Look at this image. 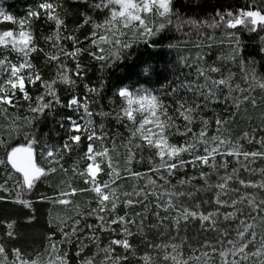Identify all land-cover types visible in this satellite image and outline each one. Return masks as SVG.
<instances>
[{"label": "trees", "instance_id": "16d2710c", "mask_svg": "<svg viewBox=\"0 0 264 264\" xmlns=\"http://www.w3.org/2000/svg\"><path fill=\"white\" fill-rule=\"evenodd\" d=\"M3 5L8 13L15 19L23 20L28 17L30 11L38 10L39 5L45 0H2ZM56 6V13L64 20V24L59 29V41L55 40L57 35V27L54 20H50L41 12L39 18H31V32L35 38V44L38 49L30 55L29 59L35 66V70L39 72L44 81L57 80L53 86L56 95L59 97L60 103L57 104L53 98L47 95V90L40 81L35 84H29L25 81V89L31 101H25L23 94L17 90L16 107H7V113L0 114V136L6 140L5 146H0V159H6L7 152L13 147L27 145L32 137L38 141L35 144L34 151L37 163L46 169L48 167H56L57 171L49 173L43 177L35 186L32 195L28 201L30 206L17 202L20 193V187L17 180L20 174L11 169L10 165H0V184H4L5 191L0 189V244H3L8 250L9 259L12 258V250L19 248L25 254L26 258L45 260L54 258L50 250L49 237L56 243L61 252L67 253L69 264H79L80 260L85 256H91L97 252L96 244L85 240L88 247L81 256H77L76 252L79 244L75 238L72 243L62 244L64 239L60 228L68 231L72 225L69 217L80 220V228L84 231L78 233L81 238L88 232L86 225H95L97 220L95 216L87 215L89 210L97 207V198L92 191H78L72 198V204L58 206L51 204L47 198L62 191H69V185L76 189H89L90 184L85 181L87 176H81L78 173L85 170L87 160L83 159L87 151L90 141L85 133H75L71 131V121L79 120L83 109L77 110L76 106L67 107L69 101L75 96L83 100L88 98L89 110L93 112L90 118L93 123L91 128H95L98 135L107 133V139L104 145L113 148L110 151L114 165L120 171L121 177L127 176L123 171L126 167H131L133 171L147 173V170L153 166L149 163L150 158L154 163L158 162L155 157V150L147 147L136 150V158L131 165L125 163L127 157V148L125 145L131 135L129 129L132 127L126 119L118 121L115 116L120 108L124 105L123 99L118 96L120 88L134 89L136 87L145 86L152 88L155 93L161 97L165 105H168L169 115L174 118L178 115L173 111L177 101L187 100L188 102L198 101L206 104L199 110L195 121L191 125L192 132L188 136L172 135L169 137V143L176 145L184 144L185 140L190 138L193 133H198L204 126L201 122L208 121L207 133L209 136L216 134V119L228 121L220 132L223 136L229 138L233 143L243 145V150L264 151L261 144L258 143L264 138V89L260 88L255 81L245 79L246 71L251 72L254 68L257 78H264V27L257 26L256 31H249L244 26H237L236 29H229L220 21V17H227L228 12L233 15H239L244 10H261L264 9V0H171V11L164 18L165 28L159 31L157 35L144 36L141 31L125 32L126 35L120 36L122 41L131 43L130 48L119 49L108 44H101L105 49L103 55L106 59L99 61L94 59L89 53L97 51L95 45L91 43L92 33L97 31L94 23H103L110 15L106 9H96L91 4L97 0H48ZM90 16L92 19L89 23H84L85 17ZM195 23H191V22ZM94 22V23H93ZM216 22H220V27H213ZM27 27V25H26ZM17 24L13 22H3L1 29H16ZM234 34V35H233ZM73 36L79 41L74 45L70 39L65 37ZM46 37H53V40H46ZM238 38L239 44L235 42ZM56 46H53V45ZM74 47L84 49L75 59L64 56L61 49L67 52L74 50ZM119 50L120 58L116 59L113 53ZM0 54L8 56L15 61L18 56L15 52H8L0 49ZM58 54L63 64L70 70L68 75L75 80V84H65L58 79L57 65L61 61H50L47 56ZM232 57H235L233 59ZM79 62L83 69V75L76 77V62ZM217 67L221 71L210 73L212 78L218 79L221 76L232 74L231 85L234 91L229 95L228 89H223L220 93L221 99L217 103H206L203 97L181 88L176 93L169 94L171 89L177 87L182 82H191L193 84L204 83V78L198 75V68ZM239 85L245 91L241 93L235 90ZM102 86V89H101ZM88 88L101 89L99 94L91 93ZM44 96V101L53 100V107L45 110L44 114L38 119L29 122L33 114L29 111V107L35 106L36 98ZM242 96L255 98V106L248 101L240 102L239 108L234 102L241 101ZM227 97V100H225ZM111 113L109 116L98 115L97 113ZM176 124L181 127L185 121L182 118L176 119ZM103 125V132L101 131ZM245 133L254 137L252 142L247 139H241ZM80 134L81 141L74 144L69 140L72 135ZM68 142L71 145V151L64 150V144ZM133 143H140L139 139ZM101 142L95 141L97 148ZM49 149L58 152L63 156L59 166L49 165L47 160L40 156L41 152L46 153ZM202 151V149H201ZM141 157L143 159H141ZM59 159V156L57 157ZM184 158L188 159L187 154ZM228 172L233 168L239 169L238 175L245 180L260 181L262 176L259 169L264 168V159L257 158L254 161H245L250 168L256 169V172H249L233 157H227ZM243 161V157H240ZM137 161H140L137 163ZM220 157H217V162ZM103 166V165H102ZM73 168L77 171L74 173ZM200 171L208 172L207 167L193 169L191 166L185 170H181L171 177V182L176 184L180 179L191 176H198ZM223 175L225 170H219ZM148 175H152L148 173ZM109 177L105 173H101L99 180H108ZM218 177L213 175L211 182H217ZM148 183L146 178L117 179L116 187L118 193L132 192L134 189L143 188ZM162 183V181H161ZM198 186H202L203 182L196 180L193 182ZM231 187L240 188L238 183L233 182ZM147 190V189H146ZM242 192L254 193L258 198L264 197V191L255 188L241 189ZM215 189L209 192L198 193L194 201H185L186 204H201V210L208 212L214 211L216 205L212 203ZM230 197H225L229 199ZM121 199L124 197L121 195ZM209 201V203H203ZM147 220L146 224L156 222V217L152 213L159 212L160 216H173L175 213L169 209L167 212L155 206V197L149 196L147 202ZM220 211H232L231 208H221ZM245 211H248L246 208ZM125 212L129 216L139 219L136 216L138 212H145V205L139 204L125 208L123 205L118 207L117 213L123 215ZM77 213H83L78 216ZM261 213L256 218V232L264 234V223L261 222ZM67 222L66 224L63 222ZM236 221H224L222 218L218 221L217 227L220 230L227 228L231 232V237H235ZM13 227L11 231L13 237L7 235L9 232L8 225ZM116 233L100 232L94 229L100 237L101 246L107 245L109 240L120 238V225H114ZM132 231L136 229L133 226ZM161 233H164L161 235ZM175 238V239H173ZM218 239H222L220 232L211 230L207 225L202 226L199 220H190L187 224L180 225V231L177 235L176 230L172 227L171 221H165L160 228L144 229V234H135L130 237V243L135 249V255L131 252L127 253L128 259L123 264H143L139 257L146 252H150L157 260L163 255L148 247L147 241L152 243L171 242L182 244V252L184 257H200L199 261L192 259L190 264H218L219 257L212 256L211 260L205 257V251L211 253V249L205 248L206 242L215 244ZM125 254L121 247L115 248L114 255ZM103 256L101 253L97 256L100 260Z\"/></svg>", "mask_w": 264, "mask_h": 264}, {"label": "snow or ice", "instance_id": "6c2138e0", "mask_svg": "<svg viewBox=\"0 0 264 264\" xmlns=\"http://www.w3.org/2000/svg\"><path fill=\"white\" fill-rule=\"evenodd\" d=\"M87 2V0H85ZM171 0H97L91 4V7L96 9H108L109 17L103 23H94V27L97 31L92 33L91 43L95 45L97 51H92L89 54L96 60L104 61L106 59L103 55L105 49L101 47V44H108L122 48H130L131 43L122 41L119 37L126 35L124 29H134L135 31H141L144 36L157 35L159 31L165 28V24H159L158 28L154 31L151 20L152 15H158L160 17H166L171 11ZM43 12L48 19L54 20L57 27L56 41H59V29L64 24V20L56 13V6L53 3L45 0L44 3L39 5L38 10L30 11L27 18L23 20H16L12 15L6 14L0 11V20L4 22H13L18 25V30H3L0 31V49L8 52L17 53L18 60L13 62L6 55L0 54V114L7 113V107H16L17 101L16 92L19 90L23 94L25 101H31V97L25 89V81L29 84H35L40 81L47 90V95L51 96L55 103L59 104V97L56 95L54 85L57 80L44 81L39 72L35 70V66L31 63L29 57L32 53L43 51L38 49L35 44V38L31 32V18H39ZM225 19L224 16L220 17L227 28L236 29L237 26H244L249 31H256L257 26L264 27V9L261 10H242L239 15H233L232 12L227 13ZM90 16H86L84 23L91 21ZM191 23H195L194 21ZM27 25V30H26ZM213 27H220V22H216ZM234 35V34H233ZM46 40H53V37H46ZM70 39L73 44L76 45L79 41L73 36L65 37ZM239 44L238 38L235 40ZM53 46H56L55 44ZM64 56L75 59L80 53L85 51L79 47H74L71 52L61 49ZM116 59L120 58L119 50L113 53ZM50 61H61V57L58 54H51L47 56ZM235 59V57H232ZM58 79L65 84H75V80L71 79L68 75L70 71L65 64L61 61L58 65ZM217 67L198 68V75L204 78V83L193 84L191 82H182L177 87L171 89L172 93L178 92L179 89L185 88L188 91L195 92L196 95L203 97L206 103L220 102V93L223 89H228L229 95L234 91L231 85L232 74L228 76H221L218 79L212 78L210 73L220 72ZM76 77L83 75V69L80 63L76 62V71L74 73ZM245 79H251L255 81L258 86L264 89V78H257V74L253 68L251 72L246 71ZM102 89V86H101ZM101 89L88 88L91 93L99 94ZM235 90H239L243 93L245 90L241 89L239 85ZM118 96L124 100V105L116 113L115 118L118 121H124L125 119L130 122L132 127L129 129L131 135L128 139V143L125 145L127 148V157L125 163L131 165L136 158V150L143 149L145 147L155 150V157L158 158V162L154 163L150 158L149 163L153 166L147 170V173L140 171H133L131 167H126L123 171L127 174L125 177H121L120 171L114 165L110 151L114 150L104 145V141L107 139V133L98 135L95 128L83 127L76 120L71 121V131L75 133L87 134V139L90 141L87 151L84 154L83 159L87 160L85 170L79 172L81 176H87L85 181L90 184L89 189H76L69 185V191H62L60 198L57 199V203L68 206L72 204L70 199L65 197L74 196L78 191H92L97 198V207L89 210V216H95L97 224L86 225L88 232L81 238L78 234L83 232L84 229L80 228V220L69 217L72 220V225L68 231H64L61 227L60 231L64 237L61 241L62 244L72 243V239L75 238L79 244V248L76 252L77 256H81L84 250L88 247L85 240L91 241L96 244L97 252L91 256L83 257L79 264H123L129 257L127 253L131 252L135 255V249L130 243V237L139 233L144 234V229L160 228L164 225L165 221L170 220L172 227L176 230L177 235L180 231V225L187 224L190 220H199L202 226L207 225L211 230L220 232L222 239H218L215 244L206 242L204 247L211 249V253L205 251L203 255L208 257V260L212 259V256H218V264H264V234L256 232V218L257 215L264 213V197L258 198L254 193L242 192L241 189L255 188L264 191V168L259 169L262 176L260 181L245 180L238 175L239 169L233 168L231 172H228V160L227 157H233L241 167L245 168L249 172H256V169L249 167L245 161H254L257 158L264 159V151H244L243 145L239 143H233L229 138L223 136L220 129L228 122L226 120L216 119V134L209 136L207 133L208 121L201 118V122L204 125L198 133L186 139L184 144L176 145L169 143V137L172 135L188 136V133L192 132L191 125L199 114V110L205 107L206 104H201L198 101L187 100L177 101L176 107L173 109L178 115L174 118L169 115L168 105H165L160 96L147 89L137 90L135 92L128 88H120L118 90ZM53 100L44 101V96L36 98V105L29 107V111L33 114L29 119H38L42 116L45 110L53 107ZM227 100V97H225ZM255 106V98L249 96H242L241 101L234 102L235 106L239 108L240 102L248 101ZM76 106L77 110L83 109L84 114L89 117L87 124L92 125L93 121L90 119L93 116V112L89 110V101L87 97L81 100L78 97H73L67 107L71 108ZM98 115L109 116L111 113L102 112ZM139 117V119H138ZM182 118L185 121L183 130L176 124V119ZM101 131L103 132V125H101ZM139 139L140 143H133L134 140ZM241 139H247L252 142L254 137L245 133ZM69 140L74 144H79L81 141V135L76 134L69 137ZM95 141H100V147L97 148ZM258 143L264 148V138H261ZM38 141L35 137H32L29 143L24 146H17L11 148L7 152L6 159H0V165H10L16 173L20 174V179L17 180V184L22 189L31 190L35 187L37 181L42 177H45L49 173L57 171L56 167H42L36 161V154L34 151V145ZM6 140L0 136V146H5ZM64 150L71 151V145L66 142L64 144ZM202 149V151H201ZM184 154H187L188 159L184 158ZM40 156L47 160L49 165L55 164L63 171V166L60 165V160L63 156L58 152H54L49 149L46 153L41 152ZM59 156V159L57 158ZM217 157H220V161L217 162ZM243 157V161L240 160ZM141 159H143L141 157ZM140 161H137L139 163ZM103 165V166H102ZM191 166L193 169L207 167L210 171H200L198 176H191L185 179H180L176 184L171 182V177L175 176L177 172L185 170ZM224 169L223 175H220L219 170ZM77 171L73 168V172ZM108 175V180H99L98 176L101 173ZM151 173L152 175H148ZM216 175L218 177L217 182H211V177ZM132 178L141 179L146 178L148 183L140 189H134L132 192L118 193L116 187L117 179ZM200 180L203 182L202 186H198L193 182ZM162 181V183H161ZM235 182L240 185V188L231 187L230 185ZM0 189L7 191L4 184H0ZM147 189V190H146ZM215 189L212 203L216 205L214 211H202L201 204L195 203L192 205L186 204L185 201H194L198 193L209 192ZM121 195L124 199H121ZM149 196L155 197V206L163 211L167 212L171 209L175 215L173 216H160L159 212L152 213L156 217V222L146 224L147 220V202ZM225 197H230L225 199ZM0 199H3L0 197ZM17 202L23 203L26 206H30V202L17 198ZM203 203H209V201H203ZM144 204L145 212L136 213L139 219H135L127 212L123 215L117 213L118 207L123 205L125 208L132 207L134 205ZM221 208H231L232 211L221 212ZM248 211H245V209ZM78 216H83V213H77ZM224 221H236L235 237H231V232L225 228L220 230L217 225L220 219ZM261 222L264 223V215H261ZM63 223H67L66 221ZM114 225H120L119 236L120 238H113L109 240L107 245L101 246L100 237L97 235L94 229H99L100 232H112L116 233ZM133 226L136 229L134 233L132 231ZM8 236L13 237L14 233L11 231L12 225L9 224ZM164 233H161L163 235ZM175 239V238H173ZM50 250L54 255V258H50L47 264H69L67 253L61 252L56 243L49 237ZM148 247L158 253H163L159 260L155 259L150 252H146L143 256L139 257L143 261V264H190L192 259L199 261L200 257H184L182 252V244L177 243H152L147 241ZM121 247L124 249L125 254L114 255L115 248ZM103 253L100 260H97V256ZM0 264H40L39 259L26 258V254L19 248L12 250V258L9 259L8 250L3 244H0ZM207 264V261H206Z\"/></svg>", "mask_w": 264, "mask_h": 264}, {"label": "rangeland", "instance_id": "374dc122", "mask_svg": "<svg viewBox=\"0 0 264 264\" xmlns=\"http://www.w3.org/2000/svg\"><path fill=\"white\" fill-rule=\"evenodd\" d=\"M106 10H108V9H106ZM0 11L5 12L6 14H10V13H8L7 10L5 9L2 0H0ZM108 11H109V10H108ZM10 15H11V14H10ZM150 18H151V20L153 21L152 26H153L154 31H155L156 28H158L159 24L164 23V18H166V17H160V16H158V15H152ZM16 20H17V19H16ZM19 20H20V19H19ZM3 22H4V21L0 20V31H3V29H1V24H2ZM9 30L17 31V30H18V25H17V28H16V29H9ZM26 30H27V27H26ZM124 31H125V32H128V31L138 32V31H135L134 29H131V28H129V29H124ZM17 60H18V58H17L15 61H13V62H17ZM128 89H129V88H128ZM143 89H147V90L152 91V92L155 93V91H154L152 88H150V87H145V86H140V87H136V88H134V89H129V90L135 92V91H137V90H143ZM155 94H156V93H155ZM123 102H124V100H123ZM88 119H89V117H87L84 113H81V117H80V119H79L78 121H77V120H76V121H77L79 124H81L83 127H88V128H90V125L87 124ZM138 119H139V117H138ZM24 146H26V145H24ZM36 161H37V160H36ZM38 164H39V163H38ZM42 178H43V177H42ZM42 178H41V179H42ZM41 179H40V180H41ZM98 179H99V176H98ZM40 180H39V181H40ZM39 181H37L36 184H37ZM36 184H35V186H36ZM34 188H35V187H34ZM34 188L31 189V190H27V189H22V188H20L19 199L28 201L29 197L32 195V192H33ZM59 198H60V193L48 197L47 200H48L51 204H53V205L62 206L61 204H59V203L56 202L57 199H59ZM65 198L70 199V200L72 201V198H70V197H65ZM49 259H50V257H48V259H45V260H40V264H47V261H48Z\"/></svg>", "mask_w": 264, "mask_h": 264}]
</instances>
